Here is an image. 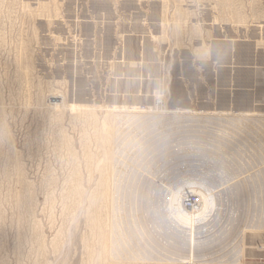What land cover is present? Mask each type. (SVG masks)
Masks as SVG:
<instances>
[{"label": "rangeland", "instance_id": "1", "mask_svg": "<svg viewBox=\"0 0 264 264\" xmlns=\"http://www.w3.org/2000/svg\"><path fill=\"white\" fill-rule=\"evenodd\" d=\"M127 111L142 113L145 118L131 114L126 117L133 119H129L131 124L125 125V118L120 122L123 126L117 124L119 118L113 120L116 133L111 143L101 142L107 121ZM168 113H183V120L191 114L187 116L191 121L186 118L188 123L177 122L180 115H173L177 120L171 118L175 121L171 130L170 119L165 120ZM238 114L264 117V0H0V264H123L121 260L108 261L104 251L101 236L113 226L128 236L126 252L120 250L122 260H127L124 254L131 256V250L137 249L141 254L132 255L128 264H154L137 259L142 253H151L154 237L148 240L142 237L143 232L137 233L132 219L135 214L143 217V206L156 209L163 193L157 183L176 168L177 162L186 168L195 163L185 157L183 165V157V161H176L178 155L188 154L190 147L195 150L196 141L204 142L195 145L208 157L214 143L229 154L235 148L243 150V173L225 167L212 170L215 178L222 177L216 179L224 185L229 177L234 183L251 182L249 175L264 166L257 148L243 144L249 132L256 136L259 147L264 143L260 118L246 122L251 129H230L225 116L236 122L233 116ZM148 116L154 117L148 120L150 123L155 117L160 120L155 119L153 124L160 130L163 126L166 134L157 131L166 136L158 134L149 122L146 129L150 131H143ZM192 116L195 120L199 116L210 118L199 124L192 123ZM211 116H217L216 123ZM141 124L144 134L138 133ZM128 125L129 130L136 129L129 131L131 138L124 128ZM194 125L201 129L200 134ZM188 128L195 131L186 132ZM180 130L185 135L181 136ZM125 135L128 137L123 138ZM141 135L147 146L137 139ZM237 136L242 139L235 140ZM106 160H111L116 169L112 175L117 181L113 188L116 208L129 209V221L123 212L113 221L112 211L100 200L104 193L101 180L108 171ZM167 165L170 170L165 171ZM242 174L247 175L246 180ZM229 181L227 185L232 183ZM255 187L250 189L252 195L264 192L260 186ZM239 188L240 194L246 193L247 186L243 192ZM243 217L244 222L246 218L255 219L250 214ZM109 236L110 240L117 239ZM223 237L215 240L209 236L211 241L204 246L216 242L209 248L214 256L219 252L223 257L230 255L232 248L245 245L241 264H264V249H254L264 244V230H245L242 244L234 233L227 236L231 239L226 243L228 238ZM219 238L225 247L231 246V252L224 249ZM232 241L234 245L229 243ZM156 242L155 247H165L163 239Z\"/></svg>", "mask_w": 264, "mask_h": 264}, {"label": "bare ground", "instance_id": "2", "mask_svg": "<svg viewBox=\"0 0 264 264\" xmlns=\"http://www.w3.org/2000/svg\"><path fill=\"white\" fill-rule=\"evenodd\" d=\"M257 91V90H256ZM252 100V99H251ZM236 101V100H235ZM232 102H233V100H232ZM162 103V102H161ZM234 104V103H233ZM165 106V105H164ZM239 107V106H238ZM156 111H160L159 109H155ZM155 111V112H156ZM165 110L164 109H162V111L161 112H164ZM235 111V110H234ZM154 112V111H153ZM179 112V111H178ZM177 112V113H178ZM182 112V111H181ZM148 113V112H147ZM157 113V112H156ZM136 115V116H139V118L142 120V119H144L145 118V116H142V113L139 115L136 111H127V112H124V113H119V114H117V115H113V119L110 121H107V128L105 129V127L103 126V131H104V137H103V139L101 140V142H110L111 143V139L113 138V136L115 135V131L113 132V128H112V122H113V120H118V118H119V120H118V123L117 124H120V122L122 121V120H124L127 116H129V115ZM138 114V115H137ZM164 115L166 114L165 112L163 113ZM162 114V115H163ZM169 114V113H168ZM180 114H182L183 115V113H180ZM180 114H177V115H175V114H173V115H175L176 117L178 116V115H180ZM186 114V113H185ZM184 114V115H185ZM123 115V116H122ZM144 115V114H143ZM152 115V114H151ZM163 115V116H164ZM173 115H172V113H171V116H170V114H169V116L167 115V118H165V120H166V122H168V120H169V122L171 121V128H170V124L168 125V123H166L168 126H169V128L171 129V130H173L172 129V127L175 125V121L174 120H171V118L172 119H174L175 118V116L173 117ZM189 115V114H188ZM188 115H186V118H187V116ZM192 115H194V114H192ZM157 116H159V113H158V115ZM190 117H191V114L189 115ZM206 116V115H205ZM240 115L238 114V116L236 117V116H233V119H236V122H234L233 120H232V117L230 116V115H227V116H225L226 118H228L229 120H227L228 121V127L230 128V129H232V128H238L239 129V126H247L248 128H249V125L246 123L247 121H248V123L249 122H251V120L253 119V120H255L256 122H257V118L258 117H255V118H249V117H239ZM141 117H143V118H141ZM149 117V119H146V121H145V123L146 122H149L150 123V121H148V120H150V118L152 117H150V116H148ZM183 117V116H182ZM181 117V115L179 116V119L177 120L176 118H175V120H177V122L178 121H184L186 118H185V116H184V120H183V118ZM190 117H188L187 119L188 120H190ZM195 116H192V123H195V122H199V124H201L200 122L201 121H203L204 119H206V121L210 118L209 116V118L207 119V118H205L204 116H202V118H199V117H201V116H199L198 117V120H195V118H194ZM213 117H215V116H213ZM212 116H211V118L213 119V121L215 120V119H217L216 117L215 118H213ZM222 117V116H221ZM225 117H222V118H225ZM138 118V117H137ZM147 118V117H146ZM152 118H154V117H152ZM181 118V119H180ZM219 118V117H218ZM222 118L221 119H219V120H221L222 121ZM260 118V119H259ZM258 119H259V121H258V124L260 125V127L262 126L263 128H264V117H259ZM127 119V121L128 122H130V123H128L127 121V123L126 122H124L125 123V125H127V124H131V119L132 118H126ZM130 119V120H129ZM155 119H156V121H157V117H155ZM155 119H153V120H151L152 121V123H150V125L148 124V123H143V125H145V126H143L142 124L140 125V127H138V128H140V130H138V133L139 132H142V129L145 127V130H143V131H145V132H147L148 133V131H150V130H148V129H146V127L149 125V126H152V124H153V121L155 120ZM168 119V120H167ZM201 119V120H200ZM211 119V120H212ZM133 120V119H132ZM159 120V119H158ZM252 120V121H253ZM137 121V120H136ZM140 121V120H139ZM139 121H137V122H139ZM160 121V120H159ZM159 121H158V123H159ZM172 121H174V123L172 122ZM191 121V120H190ZM195 121V122H194ZM205 121V122H206ZM210 121V120H209ZM220 121V122H221ZM223 121H224V119H223ZM223 121H222V123H223ZM226 121V120H225ZM133 122V121H132ZM184 122H187V120H185ZM204 122V121H203ZM217 122H218V120H217ZM123 123V122H122ZM122 123L120 124L121 126H123L122 125ZM123 123V124H124ZM134 123V122H133ZM132 123V124H133ZM174 125H173V124ZM188 123V122H187ZM190 123V122H189ZM192 123H190V124H192ZM209 122H207L206 124H208ZM214 123H216V121H214ZM225 123V122H224ZM236 123V124H235ZM252 123V122H251ZM160 124H162V123H160ZM160 124H159V126H160ZM177 124V123H176ZM184 124V123H183ZM189 124V125H190ZM204 124V123H203ZM205 124V125H206ZM209 124H211V123H209ZM219 124H221V123H219ZM219 124H217V127H219ZM255 124V122H253V125ZM257 124V123H256ZM255 124V125H256ZM257 124V125H258ZM136 125V124H135ZM154 125V130H156L157 131V129H159V128H157L158 126H156L155 127V124H153ZM158 125V124H157ZM173 125V126H172ZM180 124L178 123L176 126L178 127ZM181 125H182V123H181ZM196 125H198V123L196 124ZM212 125V124H211ZM210 125V126H211ZM222 125V124H221ZM224 125V124H223ZM252 125V126H253ZM133 126V125H132ZM141 126H143V128H141ZM167 126V127H168ZM176 126H175V128H176ZM183 126H185V125H183ZM195 126V125H194ZM206 126H208V125H206ZM209 126V127H210ZM226 126V125H225ZM225 126H223V127H225ZM131 127V126H130ZM180 128H181V126H179ZM187 127H189V126H187ZM190 127H192V126H190ZM195 127H197V126H195ZM194 127V128H195ZM208 127V128H209ZM118 129L120 128H122L123 129V127H120L119 125H118V127H117ZM125 129H127L128 130V134H130L129 135V137L131 138V133H129V131L132 129L133 130V128H131L130 130H129V125H128V127L126 126V127H124ZM136 128V127H135ZM151 128V127H150ZM156 128V129H155ZM162 128H163V126H161V130L160 131H162ZM168 128V129H169ZM179 128V129H180ZM184 128H186V127H184ZM202 128V127H201ZM214 129H215V127H213ZM220 129H222L221 127H219ZM121 129V130H122ZM179 129H176V132L178 133V135L180 134L177 130H179ZM183 129V128H182ZM187 129V128H186ZM186 129H184V131L186 130ZM197 129H198V127H197ZM203 129V128H202ZM207 129V128H206ZM211 129V128H210ZM227 128H225V130H226ZM249 129H251V128H249ZM259 129V128H258ZM260 129H262V128H260ZM259 129V130H260ZM153 130V132L155 133V131ZM165 130V128L163 129V131L162 132H165L164 131ZM190 130H194L195 131V129H193V128H191V129H189L188 128V130H186V132L187 131H190ZM199 130V129H198ZM201 130V129H200ZM200 130L198 131L199 132V134H200ZM216 130H218L217 128H216ZM224 130V129H223ZM222 130V131H223ZM235 130H237V129H235ZM248 129H246V131H247ZM258 130V131H259ZM133 131H136V129L135 130H133ZM159 131V132H160ZM170 131V130H169ZM183 131V130H182ZM203 131V130H202ZM208 131V130H207ZM243 131V130H242ZM125 132H127V131H125ZM144 132V133H145ZM159 132L157 131V133L159 134ZM162 132H160V133H162ZM171 132L172 131H170V136H171ZM180 132H181V130H180ZM197 132V133H198ZM213 132V131H212ZM235 132H238V131H235ZM248 132H249V130H248ZM247 132V133H248ZM133 133V132H132ZM135 133V132H134ZM137 133V134H138ZM143 132L141 133V134H144ZM169 133V132H168ZM173 133V132H172ZM174 133H175V130H174ZM194 133V132H193ZM192 133V134H193ZM218 133V132H217ZM225 133H227V131L225 132ZM239 133V132H238ZM261 133H263L262 132V130H261ZM149 134H150V132H149ZM152 134V133H151ZM165 134H166V132H165ZM164 133H162V136H164L165 135ZM183 133L181 132V136H183V135H185V134H183ZM195 134H196V132H195ZM201 134H202V132H201ZM213 134H215L214 132H213ZM213 134H209V135H213ZM228 134V133H227ZM119 135V134H118ZM197 135V134H196ZM207 134H205V136H206ZM208 135V136H209ZM215 135H217V134H215ZM221 135H222V133H221ZM230 135V134H229ZM240 135V134H239ZM264 135V134H263ZM133 136V135H132ZM151 136V135H150ZM154 136V135H153ZM157 136H159V138L161 137V134L160 135H157ZM166 136V135H165ZM176 136V135H175ZM187 136H189V134L187 135ZM193 136V135H192ZM226 136V135H225ZM235 136V135H234ZM126 138V137H128L127 135H125V136H123V138ZM145 136H143L142 137V135L141 136H139L137 139H141V141L140 142H142V140H143V145L145 144L146 145V143H144V142H146V141H144V138ZM172 137V136H171ZM210 137V136H209ZM217 137V136H216ZM238 137H240V136H237V138L235 139V137H234V139L235 140H238L239 138ZM242 137V136H241ZM240 137V138H241ZM254 137H256V136H252V132H249L247 135H246V137L244 138V141H245V143H243L244 144V146L245 147H248V148H250V149H255V148H257L255 151H258L259 153L257 154V156H258V158H259V160H261V161H263L264 160V143H262V141L260 142V143H262V146H258L257 145V141H255L256 139H254ZM143 138V139H142ZM147 138H148V135H147ZM154 138V137H153ZM176 138V137H175ZM181 138V137H180ZM179 138V139H180ZM186 138V137H185ZM193 138H194V136H193ZM208 138V137H207ZM212 138L213 139H211V140H214V136H212ZM227 138V137H226ZM229 138V137H228ZM127 139H129V138H127ZM127 139H126V141H127ZM136 139V138H135ZM139 139V140H140ZM155 139V138H154ZM165 139V138H164ZM192 139V138H191ZM203 139V138H202ZM242 139V138H241ZM117 140V139H116ZM130 140V139H129ZM150 140H152V141H154L152 138L150 139ZM161 140H163V139H161ZM165 140H167V137H166V139ZM172 140H173V137H172ZM175 140V139H174ZM181 140V139H180ZM183 140V139H182ZM196 139H194V141H195ZM222 140H224V139H222ZM258 140V139H257ZM119 141V140H118ZM125 141V142H126ZM132 141H133V139H132ZM136 141H138V140H136ZM188 141V140H187ZM234 141V140H233ZM101 142H100V145H102L101 144ZM123 142V141H122ZM121 142V143H122ZM161 142H163V141H161ZM197 142V141H196ZM195 142V144H197V145H199V144H204V142H200V143H196ZM230 142V141H229ZM134 143V142H133ZM165 143H167V142H165ZM170 143H171V141H170ZM169 143V144H170ZM174 143V142H173ZM188 143H190V142H188ZM192 143H194V142H192ZM209 143V142H208ZM105 144H107V143H105ZM112 144H113V142H112ZM125 144V143H124ZM127 145L128 144H130V142L129 143H126ZM138 144V143H137ZM194 144V148H195V150L194 149H192L191 147H190V149H189V152H188V154H185V152H184V154H180V155H178V158L180 157V159H177L176 161H178V160H182L183 161V159L186 157L187 159H188V161L190 162V161H192V162H190V163H194L193 165L192 164H187L188 166V168H186V166L184 167L185 168V171H183L184 169H183V167L181 166V163H180V166H178V162H177V166H175L174 167V165H175V160L174 161H172L173 163H174V165H173V168H175V169H171L172 170V172L174 171L175 172V174H172V172L171 173H169V174H167V175H165L164 177H162V179L160 180V181H162V182H159V183H157V187H158V189L160 190L161 189V192L160 193H162V191H163V193H162V195H160V196H162V198H160V199H157V200H159L158 202L159 203H157L158 205H157V207H156V209L155 208H151L150 206L148 207L147 205L146 206H143L142 207V211H141V214H142V218H139V215H137V214H135L134 215V217H133V221H132V227L135 229V231L137 232V233H141V234H143L144 233V235H142V237H146L148 240H151L152 239V237L151 236H153L154 237V239H156L157 240V242L156 241H154V239H152L150 242H151V244L153 245L152 246V248H151V250H150V247H149V250L151 251V253L150 252H148V254H146L145 256H144V253H142L143 255V257L142 256H140V258H138L139 257V254H141V253H138L139 252V250H137V249H128V250H131V254L132 255H137L138 257H137V259H140L141 261H151L152 263L154 262V264L156 263V264H168L169 262L170 263H173V264H176L175 262H180V264H241V261H242V258H243V256H245L243 253H244V247H245V245H244V247H240V246H238L236 249H234V248H232L233 249V251L231 252L230 250H231V246H229V243L231 244H233L234 245V242L232 241V242H229L228 243V245L227 246H229V248H227V247H225V245L226 244H224V242H223V240H225V237L226 238H228V239H226V241H225V243L226 242H228L229 241V239H231L230 237H232V234L234 233V235L237 237V239L239 240H237L238 241V244H242L241 243V241L243 240L242 239V236H243V233H244V231L245 230H264V198H263V195H264V192H262V191H260L258 194H255V195H252L251 194V192H250V189L251 188H256L255 187V184H256V186H260L262 189H264V166H261L262 167V169L260 168L259 170H256V171H254V173H252V174H248L249 175V177H248V179L250 178V181L251 182H247V181H240V183H234L233 182V177L230 179V177H229V179H228V181L229 180H232V183H230L229 185H227L228 184V181H227V183H225L226 185H224V183H222V182H220L219 180H217L216 178H218L219 177V175H218V177H216L215 178V176H216V174H215V172H213V171H215L214 170V168H221V169H223L224 167L225 168H227L228 170H230V171H236V170H238V171H240V173H243V167H244V164L243 163H241L240 164V161H241V159L243 158V150H237L236 148L234 149V150H232L230 153H232V154H229V153H227L226 151H223L222 150V148H218L219 146H217V144L218 143H214V144H210L211 145V149H212V151H210V153H209V157H208V155L206 154H204V153H201V151H200V149L199 148H196V146L197 145H195ZM243 144H242V146H243ZM111 145V144H110ZM114 145V144H113ZM139 145L140 144H138V147H139ZM166 145V144H165ZM220 145V144H219ZM226 145V144H225ZM239 145V144H238ZM261 145V144H260ZM125 146V145H124ZM137 146V145H136ZM147 146V145H146ZM159 146V145H158ZM176 146V145H175ZM186 147L187 146H189L188 144L187 145H185ZM193 146V145H192ZM236 146V145H235ZM259 148H258V147ZM128 147V146H127ZM141 147V146H140ZM140 147H139V150H140ZM170 147V146H169ZM177 147V146H176ZM179 147V146H178ZM200 147V146H199ZM254 147V148H253ZM105 148V147H104ZM109 148V147H108ZM119 148V147H118ZM163 148H165L164 146H163ZM204 148H206V146L204 147ZM106 149H107V146H106ZM126 149V148H125ZM127 149H129V148H127ZM134 149H135V147H134ZM148 149H150V148H148ZM161 149V148H160ZM166 149V148H165ZM169 149V148H168ZM174 149V148H173ZM176 149V148H175ZM182 149V148H181ZM228 149V147L226 146V150ZM247 149V148H246ZM124 150V149H123ZM135 150H138V149H135ZM192 150H194V151H196V153H194V151L193 152H190V151H192ZM203 150V149H202ZM117 151V150H116ZM167 151V150H166ZM165 151V152H166ZM170 151V150H169ZM183 151H185V150H183ZM197 151H199L200 152V154H197ZM215 151H219V153H217V152H215ZM233 151H235V153L233 152ZM254 151V152H255ZM103 152H104V150H103ZM106 152V151H105ZM124 152H125V150H124ZM159 152V151H158ZM161 152V151H160ZM177 152V151H176ZM205 152V151H204ZM250 152V151H249ZM118 153V152H117ZM123 153V152H122ZM131 153H132V150H131ZM140 153V152H139ZM148 153V152H147ZM180 153V152H179ZM105 154V156H106V153H104ZM110 154V153H109ZM177 154V153H176ZM175 153L174 154H172L173 156H175L176 155ZM236 154H238V156L236 155ZM108 155V154H107ZM128 156H130V152H129V154H127ZM169 155H171V154H169ZM117 156H119V155H117ZM172 156V158H175L176 159V157H173ZM205 156H206V158H205ZM110 157V156H109ZM151 157V156H150ZM158 157V156H157ZM183 157V159H181ZM204 157V158H203ZM217 157L219 158V160H217ZM119 158H121V157H119ZM164 158V157H163ZM167 158V157H166ZM185 158V159H186ZM201 158H203V160H201ZM102 159V158H101ZM122 159H124V158H122ZM165 159V158H164ZM169 160H171L170 159V157L168 158ZM185 159H184V161H183V165H184V162H186L185 161ZM126 160V159H125ZM124 160V161H125ZM129 160V159H128ZM223 160V161H222ZM167 161V160H166ZM187 161V162H188ZM199 163H198V162ZM203 161H204V163H203ZM128 162V161H127ZM165 162V161H164ZM171 162V163H172ZM123 164H125L124 162H122ZM129 163V165H130V162H128ZM127 163V164H128ZM163 163V162H162ZM170 163V162H169ZM261 163H264V162H261ZM123 164H122V167H123ZM186 164V163H185ZM98 165V164H97ZM105 167L107 168V169H105L106 171V175L107 176H105V178H103V176H102V180H101V183H102V189H104V193H102L101 192V197H100V200H101V202L103 201V203L105 202V203H107V205H108V208H107V210H110V211H112V213L113 214H111V218H112V220L114 221V219H116L117 217H118V215H119V213H121V212H123V213H125L126 214V219H127V221H129L130 219H129V209H121V207L119 206L118 208H116V200H115V196H114V187H115V184L117 183V181H115L114 179H112L113 178V176H114V174H115V171H116V169H115V167L113 166V164H112V161L111 160H108V162H107V160H106V163H105ZM169 165V164H168ZM168 165H167V167H166V169H165V171H168ZM132 166H135V164L134 165H132ZM131 166V167H132ZM170 166V165H169ZM97 167V166H96ZM103 168L102 166H99V168ZM163 167V166H162ZM259 167V166H258ZM109 168V169H108ZM134 168V167H133ZM161 168V167H160ZM168 168V169H167ZM198 168H200V170H201V172H202V174H200L199 172H200V170H198L197 171V169ZM104 169V168H103ZM137 169V168H136ZM138 169H140V168H138ZM186 169H187V172H186ZM170 170V169H169ZM213 170V171H212ZM99 171V170H98ZM101 171L103 172L104 170H102L101 169ZM100 171V172H101ZM140 171V170H139ZM145 171V170H144ZM149 171V170H148ZM162 171H164V170H162ZM99 172V173H100ZM101 172V173H102ZM153 172V171H152ZM184 172H186V173H184ZM213 172V173H212ZM142 173H143V170H142ZM221 173V172H220ZM117 174H119V172L117 173ZM144 174H146V172L144 173ZM182 174H184V176L182 175ZM213 174H215V176L213 175ZM113 175V176H112ZM225 175V174H224ZM232 175V174H231ZM243 175V174H242ZM149 176H152V174H150ZM221 176V175H220ZM247 176V175H246ZM246 176H244L243 175V177H244V180H246ZM118 177V176H117ZM161 177V176H160ZM226 177V176H225ZM243 177H241V178H243ZM222 177H220V178H218V179H221ZM224 178V177H223ZM227 178V177H226ZM117 179V178H116ZM149 179H151V178H149ZM152 180V179H151ZM224 181H225V179H223ZM237 180V179H236ZM235 180V181H236ZM113 181V182H112ZM21 182V181H20ZM218 182H220V183H218ZM229 182H231V181H229ZM244 182H246V183H244ZM121 183V182H120ZM148 183H149V181H148ZM251 184V185H250ZM152 186V185H151ZM242 187V192H243V190L245 189V186H247V190H246V193H243V194H240V191H241V189L239 188V187ZM153 188H154V186H153ZM99 189V188H98ZM101 189V188H100ZM77 190V189H76ZM159 192V191H158ZM98 194V193H97ZM191 194H196V196L198 197V201L197 202H193L191 205L190 204H188V202H187V200H188V197H189V195H191ZM90 197V196H89ZM94 197H95V195H94ZM94 197H92V198H94ZM97 197V196H96ZM159 198V197H158ZM247 199H248V201H249V199H250V203L247 205ZM92 200V199H91ZM99 200V201H100ZM93 201V200H92ZM243 201H245V203H243ZM96 202V201H95ZM97 202H98V200H97ZM157 202V201H156ZM92 203V202H91ZM91 206V205H90ZM101 207V206H100ZM99 207V208H100ZM89 209V208H88ZM96 209V208H95ZM97 210H98V208H97ZM120 210V211H119ZM247 210H248V212H247ZM94 212V211H93ZM97 212V211H96ZM98 213H100L99 211H98ZM108 213V212H107ZM97 214V213H96ZM144 214V215H143ZM244 214H250V215H253L254 217H255V219L253 220L252 218H246V220H245V222H244ZM19 216V215H18ZM97 216V215H96ZM109 216V215H108ZM107 216V217H108ZM150 218H152V220L150 221V223L148 222V220L150 219ZM95 219V218H94ZM135 219V220H134ZM248 219H252L251 220V222H250V224H247V221L249 222V220ZM102 220V219H101ZM99 221V220H98ZM115 222H117V220L115 221ZM98 223V222H97ZM104 223V222H103ZM246 223V224H245ZM96 224V223H95ZM99 224H100V222H99ZM96 226V225H95ZM97 226H99V225H97ZM102 226H103V224H102ZM107 226H108V223H107ZM111 227V226H110ZM114 228H109L108 229V231H107V233H105L103 230L101 231V232H104V237H102L101 235H99V236H101V239H103V242H104V251H105V253H106V258L108 259V261L109 260H113V261H119V260H121L122 262H123V264H128L127 262H128V259L129 258H132V255L131 256H129L127 253L126 254H124V255H126V259L127 260H122L121 258H120V250H122V254L123 253H125L126 251V249H125V247L124 246H126V244H127V238H128V236L127 235H125V234H121V233H119V231H115L116 229H117V226L115 227V226H113ZM94 228V227H93ZM99 230H101L100 228H98ZM91 230V229H90ZM97 230V229H96ZM114 232V233H113ZM143 232V233H142ZM162 233H164V234H162ZM209 233V234H208ZM255 233H257L256 231H255ZM98 234V233H97ZM102 234V233H101ZM110 235V234H112V236H114V238H116L117 237V239H109V238H111L110 236L108 237V235ZM206 234H208V235H206ZM165 237V238H163V236ZM240 235V236H239ZM208 236V237H207ZM209 236H210V238L211 239H215V240H217L216 238H218V237H222V236H224L222 239V242H223V245H224V249L225 248H227V252L228 251H230L231 252V254H230V252H229V254L230 255H228L227 256V254H224V256L222 257L221 256V253H219L218 252V254H220L219 256H214L213 254V252H212V249L210 250V248H209V246L210 247H212V244H213V246H214V244L216 243V242H212V243H209V244H211V245H209L208 246V248H206L205 246H204V243H206L207 241H211L210 240V238H209ZM212 236H214V237H212ZM227 236H230V237H227ZM238 236H239V238H238ZM208 238V239H207ZM235 238V237H234ZM136 239V238H135ZM161 239H163V241H164V245H165V247H157L158 248V250H162L161 251V253L160 254H158L157 253V251L158 250H155V242L156 243H158L159 242V240H161ZM117 240V243H115V241ZM203 240H205L203 243H201V241H203ZM219 240V242H221L220 241V238L218 239ZM144 241V240H143ZM231 241V240H230ZM235 242H236V240H234ZM140 242V241H139ZM222 242H221V244H222ZM155 245H154V244ZM162 243H160V244H162ZM150 244V243H149ZM148 244V245H149ZM150 244V245H151ZM217 244H218V242H217ZM216 244V245H217ZM139 245H141V246H144V248L147 246L146 244H144L143 245V243H140ZM201 245V246H200ZM206 245H208V244H206ZM100 246V245H99ZM218 246V250H219V245H217ZM216 246V247H217ZM103 247V246H102ZM131 247V246H130ZM129 247V248H130ZM156 248V249H157ZM160 248V249H159ZM162 248V249H161ZM215 248V247H214ZM220 248H222V247H220ZM248 249L250 248V247H247ZM217 248H215V250H216ZM224 249L222 248V251H223V253H225L226 252V250H225V252H224ZM247 249V250H248ZM254 249H256V250H258V251H260V250H262V249H264V244L263 243H261V244H257V245H255L254 246ZM98 250V249H97ZM103 250V249H102ZM215 250H214V252H215ZM217 250V251H218ZM143 251H146L145 249L143 250ZM216 251V252H217ZM220 252H221V250H219ZM130 252V251H129ZM153 252H154V254H153ZM261 252V251H260ZM104 253V252H103ZM232 253H233V255H232ZM95 254V253H94ZM121 254V256H123ZM105 255V254H104ZM103 255V256H104ZM226 255V256H225ZM231 255H232V257H231ZM136 257V256H135ZM220 257V258H219ZM245 258V257H244ZM98 260V259H97ZM132 260V259H131ZM101 261V260H100ZM133 261V260H132ZM137 260H135L134 262H136ZM139 261V260H138ZM130 262V261H129ZM133 262V263H134ZM199 262V263H198ZM203 262V263H202ZM109 263V262H108ZM143 263H145V262H142V264Z\"/></svg>", "mask_w": 264, "mask_h": 264}, {"label": "built area", "instance_id": "3", "mask_svg": "<svg viewBox=\"0 0 264 264\" xmlns=\"http://www.w3.org/2000/svg\"><path fill=\"white\" fill-rule=\"evenodd\" d=\"M197 201H198V197L196 196V194L189 195L188 200H187L188 204H190V205L193 202H197Z\"/></svg>", "mask_w": 264, "mask_h": 264}]
</instances>
